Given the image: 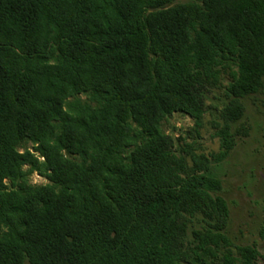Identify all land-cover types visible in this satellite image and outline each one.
Returning <instances> with one entry per match:
<instances>
[{
    "label": "trees",
    "instance_id": "1",
    "mask_svg": "<svg viewBox=\"0 0 264 264\" xmlns=\"http://www.w3.org/2000/svg\"><path fill=\"white\" fill-rule=\"evenodd\" d=\"M215 89L222 150L185 155L164 122ZM263 92L264 0H0V264H257L204 171Z\"/></svg>",
    "mask_w": 264,
    "mask_h": 264
},
{
    "label": "rangeland",
    "instance_id": "2",
    "mask_svg": "<svg viewBox=\"0 0 264 264\" xmlns=\"http://www.w3.org/2000/svg\"><path fill=\"white\" fill-rule=\"evenodd\" d=\"M227 81L228 76H225L223 86ZM214 93L207 102L201 128H196L194 120L181 113L173 114L164 122V132L174 138L185 155L189 152L211 159L222 150L218 133L225 125L222 110L226 100L222 90L215 89ZM258 98L256 103L244 101L247 117L242 125L247 128V134L240 131L234 150L221 163L210 164L204 175L219 183L214 194L222 196L228 204L230 215L226 232L230 242L234 246L253 248L259 254L257 264H264L260 236L264 225V92ZM240 124L236 125L237 129L242 127ZM28 148L33 150L31 144ZM188 160L192 164L190 158ZM31 182L48 183L37 173L31 176Z\"/></svg>",
    "mask_w": 264,
    "mask_h": 264
}]
</instances>
